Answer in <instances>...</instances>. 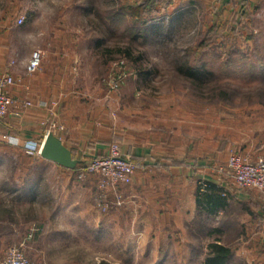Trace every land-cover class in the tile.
<instances>
[{
	"label": "rangeland",
	"instance_id": "obj_1",
	"mask_svg": "<svg viewBox=\"0 0 264 264\" xmlns=\"http://www.w3.org/2000/svg\"><path fill=\"white\" fill-rule=\"evenodd\" d=\"M156 1L0 0V41L6 38L18 77L28 78L24 71L35 50H42L39 73L52 67L46 59L54 52L67 68L63 79L85 102L79 106L84 116L114 122L122 133L215 145L221 157L212 182L233 181L218 171L232 150L264 158V16L242 7L224 15L198 1ZM21 115L0 117V264L15 248L34 264H156L157 251L143 250L136 236L128 241L114 233L112 208L101 212L95 203L96 177H64L57 163L40 155L46 131H64V124L46 118L26 126ZM36 129L40 136L29 143L25 130ZM195 181L198 197L212 195L207 179ZM116 187L110 197H123ZM242 204L248 208L242 219L239 206L219 217L258 224L264 201ZM38 224V238L26 242ZM187 231L179 240L186 255L168 253L158 264H202L215 239L232 250L246 239L219 229L208 235V228L193 224ZM230 264L245 263L232 258ZM252 264L261 263L254 257Z\"/></svg>",
	"mask_w": 264,
	"mask_h": 264
},
{
	"label": "crops",
	"instance_id": "obj_2",
	"mask_svg": "<svg viewBox=\"0 0 264 264\" xmlns=\"http://www.w3.org/2000/svg\"><path fill=\"white\" fill-rule=\"evenodd\" d=\"M174 1L202 2L207 8H215L224 15H232V12L242 7V11L252 13L256 10V14L264 16V0ZM7 44L6 38L0 41V71L8 70L19 80L23 79L14 91L16 95L26 97L32 102L21 115L22 120L27 122L25 125L31 126L32 122L37 120L40 124L42 119L52 118L53 110L56 112L55 118L64 124V131L58 132L57 137L72 151L73 158L78 160L74 168L57 164L64 172V177H70V172L76 173L78 167L84 165L90 158L107 154L113 143L118 144L122 153L130 155L139 163L140 166L134 173L132 181L116 187L124 197L122 204L112 209L108 217L109 222L112 220L110 223L116 235L125 236V240L128 241L134 240L132 238L136 236L135 240L140 242L143 250L148 248L158 252L156 262L158 264L167 258L168 253H174V257L178 258L185 254L179 240L181 234H184L192 224L198 231L208 228V235L216 233L219 229L222 233L244 234L246 237L243 241L245 245L233 250L228 264L232 258L244 261L245 264V261L252 264L254 257L259 263L264 264L262 255L264 215L259 216L257 212L255 218L258 219L257 222L260 220L258 224L239 223L231 218H224V213L232 210L234 206H239L240 217L244 214L242 212L248 209L242 203L254 202L255 199L264 201L262 200L264 195L259 197L238 190L232 192L233 188L237 189L233 181L225 180L220 184L212 182L214 175L211 172L215 174L216 162L218 157H221L215 145L203 146L200 139L172 142L144 133L127 134L120 132L114 122L97 123L91 116L82 114L79 106H85V102H82L80 97L77 98L78 94L75 93L73 86L68 85L65 82L67 80L63 79V71L67 68L62 69L56 60L62 57L52 52L53 57L49 55L46 59V65H52L51 70L43 66L46 72L38 71L32 74L35 77L34 82L30 84L28 80L32 76L28 75L26 70L24 75L28 78H21L16 74L15 67L10 65L14 60L8 58ZM36 135L40 136L37 129L30 132L25 130L24 136L29 143H35ZM202 177L214 187L211 190L212 195L203 199L198 197L195 181ZM186 187H190L188 196L184 194ZM220 215L224 216L222 220ZM215 242L221 243L217 239ZM193 249L203 250L197 246Z\"/></svg>",
	"mask_w": 264,
	"mask_h": 264
},
{
	"label": "built area",
	"instance_id": "obj_3",
	"mask_svg": "<svg viewBox=\"0 0 264 264\" xmlns=\"http://www.w3.org/2000/svg\"><path fill=\"white\" fill-rule=\"evenodd\" d=\"M22 21V17L18 18L19 23ZM41 51L39 49L32 53L26 66L28 75L34 74L41 68ZM10 65H13V62ZM19 81L10 71H0V117L12 111L15 115H21L32 104L28 98L15 94L14 88L17 87ZM51 113L52 118H55L56 112L53 110ZM52 126L55 128V123H52ZM59 130L61 128L57 126L56 129H48L46 133L52 132L57 136ZM139 166V163H136L130 155L120 151L118 144L113 143L107 154L92 157L84 163L83 168L77 173V178H86L87 175L96 176L95 203L101 212H107L109 209L121 205L124 200L118 194L110 197L111 189H115L119 184L130 183ZM216 170L214 171L216 172ZM218 171L231 177L237 189L255 188L264 192V158L261 156L252 160L236 150H232L228 154L225 164L220 166ZM2 264L34 263L19 248H15L10 250Z\"/></svg>",
	"mask_w": 264,
	"mask_h": 264
},
{
	"label": "trees",
	"instance_id": "obj_4",
	"mask_svg": "<svg viewBox=\"0 0 264 264\" xmlns=\"http://www.w3.org/2000/svg\"><path fill=\"white\" fill-rule=\"evenodd\" d=\"M162 1L163 0H161L160 2H162ZM166 1L170 3L171 0H166ZM156 3H158V0L156 1ZM141 22L144 23V21H141ZM125 51L127 53H129V49H126ZM192 74L193 75H196V72H194V73L192 72ZM208 74L210 75L209 72H207V75ZM222 94L224 96V99H227L229 97L226 92H224ZM83 166L84 165L79 166V169L77 170L76 174L78 173V171L81 168H83ZM89 176L90 177H93V176L96 177L95 175H89ZM90 177H87V178H90ZM207 185H208V189L209 190H213L214 189L213 184H211L209 181L207 182ZM204 196H205V194H204ZM40 228H41V224L32 226L30 228V230H29L30 231L29 234L26 236L27 237L25 239L26 242H29L31 240L37 239L38 236H39ZM208 248H209V251H208L207 256L205 257V260H204V262L202 264H228L230 258L232 257V254H233V250H232V248H230V246L225 245L223 243H219V242H212V243H210L209 246H208ZM99 264H113V263L108 262V261H101V262H99Z\"/></svg>",
	"mask_w": 264,
	"mask_h": 264
},
{
	"label": "water",
	"instance_id": "obj_5",
	"mask_svg": "<svg viewBox=\"0 0 264 264\" xmlns=\"http://www.w3.org/2000/svg\"><path fill=\"white\" fill-rule=\"evenodd\" d=\"M39 153L44 159L68 168H74L78 163V160L73 158L72 151L52 132L44 135Z\"/></svg>",
	"mask_w": 264,
	"mask_h": 264
}]
</instances>
